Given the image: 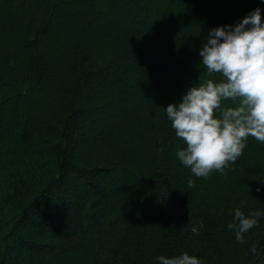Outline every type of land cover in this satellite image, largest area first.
<instances>
[{
	"label": "trees",
	"instance_id": "trees-1",
	"mask_svg": "<svg viewBox=\"0 0 264 264\" xmlns=\"http://www.w3.org/2000/svg\"><path fill=\"white\" fill-rule=\"evenodd\" d=\"M257 6L0 0V264H264V218L244 243L227 229L264 209V143L189 185L164 109L222 78L201 64L208 31Z\"/></svg>",
	"mask_w": 264,
	"mask_h": 264
},
{
	"label": "clouds",
	"instance_id": "clouds-1",
	"mask_svg": "<svg viewBox=\"0 0 264 264\" xmlns=\"http://www.w3.org/2000/svg\"><path fill=\"white\" fill-rule=\"evenodd\" d=\"M201 64L209 77L189 87L179 101L164 107L167 118L184 146L177 149L179 161L193 176L207 178L216 170L224 172L253 136L264 143V19L260 6L243 19L209 29L200 48ZM232 100V105L225 102ZM246 203L241 201V204ZM227 229L235 240L246 241V233L264 218V209L235 207ZM255 251V247L251 249ZM158 264H204L203 258L187 251L153 257Z\"/></svg>",
	"mask_w": 264,
	"mask_h": 264
}]
</instances>
